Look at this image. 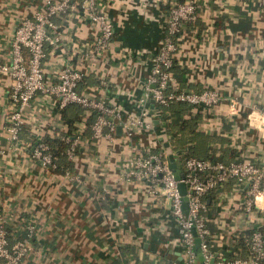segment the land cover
I'll return each mask as SVG.
<instances>
[{"label":"crops","instance_id":"1","mask_svg":"<svg viewBox=\"0 0 264 264\" xmlns=\"http://www.w3.org/2000/svg\"><path fill=\"white\" fill-rule=\"evenodd\" d=\"M177 1L98 0L114 28L108 47L103 48L96 46V27L80 7L55 15L56 28L49 35L57 39L44 42L45 82L55 83L65 66L79 68L87 76L79 83V92L116 105L124 116L144 118L152 129L160 118L146 119L139 100L152 57L165 35L166 12ZM43 6L44 0H0V62L8 61L11 38L21 20ZM176 42L175 81L170 86L210 87L220 95L206 111L198 108L197 129L206 136L192 141L199 156L211 152L224 162L248 159L264 166L260 113L264 108V7L257 0H199L195 20L183 23ZM10 85V76L0 72V221L10 236L28 237L30 247L19 264L182 260L177 219L166 207L170 199L160 192L159 184L125 175L127 159L135 149L147 147L146 128L136 127L131 135L116 130L112 139L83 135L72 171L61 173L33 158L31 141L26 139L67 129L55 95L34 94L23 111L29 132L11 144L5 129ZM150 109L158 113L157 107ZM155 136L167 142L166 133ZM179 165L183 171L180 161ZM245 185L225 184L206 199L207 226L216 246H225L229 236L248 227ZM259 198L252 216L264 231V190Z\"/></svg>","mask_w":264,"mask_h":264},{"label":"built area","instance_id":"2","mask_svg":"<svg viewBox=\"0 0 264 264\" xmlns=\"http://www.w3.org/2000/svg\"><path fill=\"white\" fill-rule=\"evenodd\" d=\"M198 1L180 0L167 10L164 20L165 35L152 57L150 74L139 100L144 109L147 107L149 111H152L150 103L153 99L158 113L160 105L172 100L186 101L206 111L220 99L218 91L210 87L199 91L172 86L166 88L168 83L175 81L174 75L169 70L173 53L177 48L173 35H178L183 23L195 20ZM257 1L264 7V0ZM77 7L84 11L89 21L96 27V46L108 47L114 28L110 18L99 9L98 0H44L43 8L36 11L32 17L23 18L13 32L10 57L8 61L0 62V72L7 73L11 79L9 90L11 108L5 124L7 138L11 144L19 141L24 108L37 91L55 95L59 107L70 102H77L87 112L96 111L95 120L91 125V138L99 139L106 136L112 139L117 125H120L128 135L133 134V129L136 127L149 129L151 126L150 122H145L140 116H124L121 109L102 98L78 92L76 85L83 75L79 68L65 66L59 71L55 83L45 82L42 68V60L45 56L44 42L45 40L55 42L57 39V35H53L52 38L49 35L50 30L54 31L56 28L53 17ZM231 106L233 107L234 103H231ZM260 113L264 116V108L260 110ZM82 126L83 123L70 134L62 135V138L68 142L66 154L72 160L76 159V149L84 139ZM36 135L34 138L38 141L31 148L32 157L43 165H54L48 145L42 140L43 136L37 133ZM166 156L167 151L163 143H160L157 148L135 149V152L127 159L124 171L128 177L138 180L148 179L159 184L162 194L171 200L172 214L177 219L180 235L176 241L181 245L184 254L181 262L175 261L172 264H209L212 256H215L212 264H264V231L260 229L259 224H256L257 219L252 216L255 204L259 201L258 197L264 190V166L248 159L224 162L208 157L189 156L183 161V176L176 179ZM176 159H178L177 155ZM230 178H233L236 184L248 183L243 208L247 225L253 230L247 238L249 253L246 256L227 259L221 255L220 251L211 249L214 243L207 226L205 195ZM178 181L187 183V214L182 210L181 194L177 189ZM193 225L200 238L197 247H195V235L192 232ZM29 247L26 236L10 243L7 228L3 221H0V264H19ZM198 253L203 255V260L198 258Z\"/></svg>","mask_w":264,"mask_h":264},{"label":"trees","instance_id":"3","mask_svg":"<svg viewBox=\"0 0 264 264\" xmlns=\"http://www.w3.org/2000/svg\"><path fill=\"white\" fill-rule=\"evenodd\" d=\"M173 39H176V35H173ZM173 64L174 59H172V64L169 67V70L171 72ZM85 77L87 78V76L82 75L81 79L77 82L76 90L78 92L80 90L79 83ZM178 83L180 82L178 81ZM170 87L171 86L168 83L166 88ZM158 108H160V120L162 119L164 122H166V141L168 142L170 151L177 155L179 161L181 162V165L183 166V161L185 158L189 156H199L200 154L199 148L195 144L193 145L192 141L196 137H201V139L206 137L202 132L197 129L201 110L186 101L180 100L169 101L167 104L160 105ZM59 112L65 125L67 126V129L58 130L56 135L45 133L42 137V140L47 143L48 150L52 155V164L54 165H50V167L58 172L64 173L72 171L74 167V160L70 159L66 154L68 142L62 138V135H64L65 133L70 134L77 128L76 122L83 121L82 134L86 137L91 138V125L95 120L97 112L94 110H90L86 113L85 108L77 102L67 103L65 106L60 107ZM28 132V126L25 125L23 122L20 126L19 137H21V133L27 134ZM26 139L31 141L29 149L31 151L32 146L38 140L34 137L30 138V136L29 138L26 137ZM79 148L80 147L78 146L76 152L79 151ZM205 157L217 160L211 152H208ZM231 182L234 183L233 178L227 179L222 183L218 184L205 195V201L208 198L211 199L213 191H215L217 188L222 187L225 184H229ZM260 229L262 228L260 227ZM252 230V227L243 228L236 235L229 236L228 242L225 246L221 247L218 245H213L211 246V249L213 251H220L221 255L227 259H232L238 256H246L249 253L247 238L250 237ZM7 231L10 243L15 241V239L23 236L19 234L16 237H12L10 236L8 229Z\"/></svg>","mask_w":264,"mask_h":264},{"label":"water","instance_id":"4","mask_svg":"<svg viewBox=\"0 0 264 264\" xmlns=\"http://www.w3.org/2000/svg\"><path fill=\"white\" fill-rule=\"evenodd\" d=\"M150 107H157V105L154 104L153 99H151V103H150ZM158 120V119H156ZM116 130L118 132H120L121 130V126L117 125ZM164 145H168V142H165ZM167 162L169 167L172 169L173 173H174V177L176 179H179L181 176H183V172L181 171V167L179 165L178 159L175 158L173 153H168L166 156ZM248 183L246 182L247 186ZM186 187H187V183L183 182V181H178L177 182V189L179 191V193L181 194V206H182V210L185 214H187L188 212V196L186 195ZM192 232L195 235V247L198 246V243L200 241V238L197 236V232L196 229L194 227V225L192 226ZM198 258L200 260H203V255L201 253H198ZM215 256H212L209 260V264H212L214 261Z\"/></svg>","mask_w":264,"mask_h":264},{"label":"rangeland","instance_id":"5","mask_svg":"<svg viewBox=\"0 0 264 264\" xmlns=\"http://www.w3.org/2000/svg\"><path fill=\"white\" fill-rule=\"evenodd\" d=\"M145 113H147V118L146 119H151L152 120V118L153 117H155L156 119L157 118H160V114L159 113H157V114H152L150 111H149V109L147 108V107H145ZM154 115V116H153ZM149 116V117H148ZM144 117V116H143ZM144 119V118H143ZM154 128V129H153ZM152 129H145L147 132H146V142H145V146H147L148 148H157L158 146H160V143H164V141H161V140H159L158 139V137L157 136H155V133H159V134H161V135H163L164 137H165V124H164V122H163V120L161 119L160 121H159V123H156V124H154V127H153ZM155 132H153V131ZM166 140V139H165ZM166 149H167V151H168V153H170V147L168 146V145H166ZM159 186V189H160V192L162 193V189H161V186L160 185H158ZM169 199V198H168ZM166 207H167V211H169L170 212V216L171 217H173V214H172V203H171V200H167L166 201ZM178 236H177V238L178 237H180V235L179 234H177ZM182 260H180L179 262H181Z\"/></svg>","mask_w":264,"mask_h":264},{"label":"bare ground","instance_id":"6","mask_svg":"<svg viewBox=\"0 0 264 264\" xmlns=\"http://www.w3.org/2000/svg\"><path fill=\"white\" fill-rule=\"evenodd\" d=\"M258 199H260V198L258 197Z\"/></svg>","mask_w":264,"mask_h":264}]
</instances>
